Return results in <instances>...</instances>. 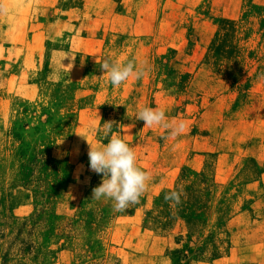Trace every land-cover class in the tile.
Returning a JSON list of instances; mask_svg holds the SVG:
<instances>
[{"label": "rangeland", "instance_id": "rangeland-1", "mask_svg": "<svg viewBox=\"0 0 264 264\" xmlns=\"http://www.w3.org/2000/svg\"><path fill=\"white\" fill-rule=\"evenodd\" d=\"M4 8L0 264H264V0ZM105 58L146 75L115 88ZM145 106L185 132L145 127ZM108 121L151 175L122 212L92 199L102 175L86 139L106 144L91 129ZM180 189L179 204L165 201Z\"/></svg>", "mask_w": 264, "mask_h": 264}, {"label": "clouds", "instance_id": "clouds-1", "mask_svg": "<svg viewBox=\"0 0 264 264\" xmlns=\"http://www.w3.org/2000/svg\"><path fill=\"white\" fill-rule=\"evenodd\" d=\"M4 10V0H0V12ZM100 69L115 88H119L129 79H142L147 71L146 66H137L134 61L120 64L108 58L100 63ZM135 117L144 121L145 127L155 126L166 130L165 139L178 137L186 129L184 121H170L165 112L159 108L145 106L138 110ZM114 123L104 122L102 127L93 126L91 129L92 132H102L107 139L106 144L94 146L84 136H80L84 137L89 145L90 170L102 175L101 183L92 190V199L111 200L113 210L122 212L140 202V198L149 186L151 175L137 165V155L133 147H130L121 136L112 133ZM182 195H184L182 189L172 190L165 193L164 199L166 202L179 204Z\"/></svg>", "mask_w": 264, "mask_h": 264}]
</instances>
